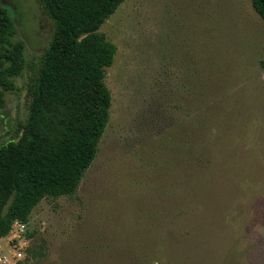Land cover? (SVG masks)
<instances>
[{"label": "rangeland", "instance_id": "1", "mask_svg": "<svg viewBox=\"0 0 264 264\" xmlns=\"http://www.w3.org/2000/svg\"><path fill=\"white\" fill-rule=\"evenodd\" d=\"M1 3L27 59L0 107L7 143L23 134L54 23L39 0ZM99 32L117 52L96 159L73 196L44 199L0 239L7 256L264 264V21L251 0H126Z\"/></svg>", "mask_w": 264, "mask_h": 264}, {"label": "trees", "instance_id": "2", "mask_svg": "<svg viewBox=\"0 0 264 264\" xmlns=\"http://www.w3.org/2000/svg\"><path fill=\"white\" fill-rule=\"evenodd\" d=\"M54 23L18 141L0 140V239L46 198L73 196L96 159L112 105L117 47L100 27L126 0H39ZM264 21V0H251ZM0 0V107L27 68L26 44ZM264 67V62L262 63ZM31 256L34 252L29 250Z\"/></svg>", "mask_w": 264, "mask_h": 264}, {"label": "built area", "instance_id": "3", "mask_svg": "<svg viewBox=\"0 0 264 264\" xmlns=\"http://www.w3.org/2000/svg\"><path fill=\"white\" fill-rule=\"evenodd\" d=\"M24 225H27V224H23L21 222H15L13 227L18 226V228L20 229L22 228L23 230L25 227ZM20 237L21 236H16L15 238H20ZM13 248H15V251L13 252L11 251V255L7 256L9 252H7L6 250H3L4 248L0 245V264H14L17 261L22 259L23 253L19 251L20 249L17 246H13Z\"/></svg>", "mask_w": 264, "mask_h": 264}]
</instances>
